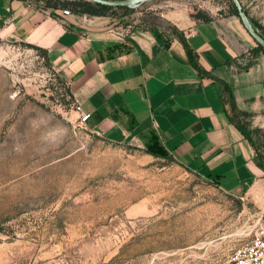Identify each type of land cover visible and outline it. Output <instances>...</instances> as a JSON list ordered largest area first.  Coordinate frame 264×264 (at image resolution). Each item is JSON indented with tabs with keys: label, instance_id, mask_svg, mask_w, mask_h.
Masks as SVG:
<instances>
[{
	"label": "rangeland",
	"instance_id": "obj_1",
	"mask_svg": "<svg viewBox=\"0 0 264 264\" xmlns=\"http://www.w3.org/2000/svg\"><path fill=\"white\" fill-rule=\"evenodd\" d=\"M62 1L72 0H28L53 13ZM230 1L145 0L105 17L121 30L166 28L160 11L235 16ZM239 1L264 32V0ZM70 104L44 53L0 37V264H217L264 225L262 204L225 193L154 139L90 132ZM245 121L264 157V128Z\"/></svg>",
	"mask_w": 264,
	"mask_h": 264
},
{
	"label": "crops",
	"instance_id": "obj_2",
	"mask_svg": "<svg viewBox=\"0 0 264 264\" xmlns=\"http://www.w3.org/2000/svg\"><path fill=\"white\" fill-rule=\"evenodd\" d=\"M158 15L166 28L128 31L105 16L0 0V37L44 53L73 102L90 116V132L118 143L154 139L225 193L264 207L257 152L230 120L242 111L250 114L252 128H264V55L247 69L241 66L256 45L237 16L203 22L183 5Z\"/></svg>",
	"mask_w": 264,
	"mask_h": 264
},
{
	"label": "trees",
	"instance_id": "obj_3",
	"mask_svg": "<svg viewBox=\"0 0 264 264\" xmlns=\"http://www.w3.org/2000/svg\"><path fill=\"white\" fill-rule=\"evenodd\" d=\"M22 1H27L28 0H22ZM230 6L232 8L231 11V15H235L238 17V13L237 10L234 6V4L230 1ZM55 8V7H54ZM61 9L63 11H67L73 14H77V15H89V16H105V14L108 11H113L116 9H121L124 12L128 13L131 10V7H118V8H112V7H107V6H103L100 4H95L92 2H88L85 0H72V1H62L61 3ZM246 15L247 12L246 10H244ZM195 19L197 20H201L203 22H210L212 19L211 17H209L208 15L205 14H193L192 15ZM251 23L254 27V29H259V34L261 35V37L264 39V32H263V28L261 27V25L254 20H251ZM180 39L182 40L185 49L187 51L188 57H189V61L191 63V65H193L196 69L200 70V67L197 63V59H196V55L193 53V51L188 47L185 39L183 37H180ZM28 47L33 48L32 46L28 45ZM38 50V49H37ZM251 53L253 54L254 57H258L259 53H262L264 55V49L262 47H260L259 45H257L253 50H251ZM255 63H248L244 68L247 69L251 66H253ZM225 94L227 97V100L229 101L231 108L233 111L237 110L235 101H234V97H233V93L231 91V89L226 85L225 86ZM250 117V114L242 112V111H236V113H234L231 117L230 120L235 123V125L237 126V128L241 131V133L243 135H245L253 144V146L255 147V150L257 152V148H256V143L255 140L253 139V137H255L257 135V133L259 132V130L257 129H251L250 128V124L246 123L245 120H247V118ZM256 160H257V165L263 170L264 172V157L262 154H258L256 156Z\"/></svg>",
	"mask_w": 264,
	"mask_h": 264
},
{
	"label": "built area",
	"instance_id": "obj_4",
	"mask_svg": "<svg viewBox=\"0 0 264 264\" xmlns=\"http://www.w3.org/2000/svg\"><path fill=\"white\" fill-rule=\"evenodd\" d=\"M69 99L71 100L70 107L77 116L76 120L85 125L90 116L80 105L74 103L70 96ZM217 264H264V225L257 229L251 240L238 246L228 260Z\"/></svg>",
	"mask_w": 264,
	"mask_h": 264
},
{
	"label": "water",
	"instance_id": "obj_5",
	"mask_svg": "<svg viewBox=\"0 0 264 264\" xmlns=\"http://www.w3.org/2000/svg\"><path fill=\"white\" fill-rule=\"evenodd\" d=\"M88 2H92L95 4H100L107 7L112 8H118V7H132L135 4L145 1V0H122V1H111V0H85ZM231 2L234 4L237 13L238 18L243 25L244 29L247 31V33L250 35V37L253 39V41L262 47L264 49V39L261 37V35L258 33L257 30H255L250 22L248 21L247 15L243 9V6L241 5L239 0H231Z\"/></svg>",
	"mask_w": 264,
	"mask_h": 264
}]
</instances>
